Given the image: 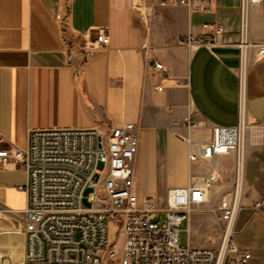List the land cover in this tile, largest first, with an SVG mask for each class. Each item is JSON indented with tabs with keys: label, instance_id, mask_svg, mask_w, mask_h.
<instances>
[{
	"label": "crops",
	"instance_id": "1",
	"mask_svg": "<svg viewBox=\"0 0 264 264\" xmlns=\"http://www.w3.org/2000/svg\"><path fill=\"white\" fill-rule=\"evenodd\" d=\"M160 1H146V19L131 0H0V135L5 146L25 149L33 130L134 123L137 194L156 201L158 181L168 194L185 187L192 170L208 167L190 164V141H209L214 126L245 118L244 208L233 240L252 253L250 264H264V214L252 207L264 199V1L247 8L245 50L238 45L241 0H191L190 7ZM215 23L225 33L214 48L179 44L181 36L209 34ZM102 30L110 44L87 58L86 34ZM154 62L166 71L156 72ZM236 162V155L214 161L222 183L213 193L230 189ZM27 183L23 166L0 165V226L12 229L4 246L17 252L18 264L25 236L16 213L27 206L20 189Z\"/></svg>",
	"mask_w": 264,
	"mask_h": 264
},
{
	"label": "built area",
	"instance_id": "2",
	"mask_svg": "<svg viewBox=\"0 0 264 264\" xmlns=\"http://www.w3.org/2000/svg\"><path fill=\"white\" fill-rule=\"evenodd\" d=\"M146 1L131 0V5L148 19ZM263 1L241 0V50L251 46L247 8ZM158 5L190 7L191 0H162ZM207 27L211 29L209 34H187L179 38V44L190 49L214 48L224 28L216 23ZM86 41L91 44L83 48L87 58L110 44L103 30L96 36L87 33ZM152 68L166 71L160 62H154ZM186 127L197 129L199 124L187 122ZM246 128L244 118L237 126H214L209 141H190V164L208 167L192 170L185 187L168 190L163 211L154 198L140 201L137 194L135 161L140 128L134 123L106 130H33L25 149L5 146L0 135V165H21L28 174V183L20 187L27 193V206L16 213L25 236L23 264H250L252 253L233 240L244 208L242 146ZM232 155L237 158L232 185L222 193L218 204L224 223L221 243L217 247L198 246L190 239L183 246L180 225L190 222L193 212L206 208L213 188L222 183L214 161ZM87 190L92 191L86 196ZM84 200L90 207H84ZM252 207L264 214V199ZM163 213L166 217L161 223ZM112 222L116 223L113 235Z\"/></svg>",
	"mask_w": 264,
	"mask_h": 264
},
{
	"label": "rangeland",
	"instance_id": "3",
	"mask_svg": "<svg viewBox=\"0 0 264 264\" xmlns=\"http://www.w3.org/2000/svg\"><path fill=\"white\" fill-rule=\"evenodd\" d=\"M158 197H157V208L161 211L165 210L167 206V190L164 188V182L158 181ZM229 190V189H227ZM226 189L223 191H227ZM92 190H87L85 195L87 196ZM222 195V193H220ZM219 194L211 193V201L206 208L200 211H195L191 215L190 222L184 221L180 225V241L183 246H186L190 239L194 245H204V246H213L217 247L221 243L222 231L224 227V223L221 220V214L218 210V204L220 200ZM84 207H90V204L87 200L83 202ZM166 214H161V223L165 222ZM116 227V223L112 222L110 224V233L113 235L114 229ZM188 229H190V233H188ZM12 229L3 228L0 226V258L8 257L11 258L12 261H17V252L9 250L6 246L4 237H9L10 231ZM246 236V235H245ZM244 236V241L245 237ZM236 243H239L240 240H234ZM6 247V248H4ZM241 247V246H239ZM243 248V247H241Z\"/></svg>",
	"mask_w": 264,
	"mask_h": 264
}]
</instances>
